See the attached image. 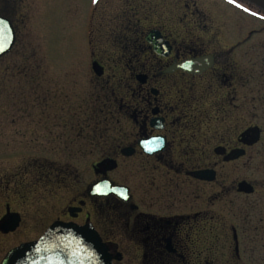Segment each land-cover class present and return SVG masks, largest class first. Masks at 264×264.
Listing matches in <instances>:
<instances>
[{
	"label": "flooded vegetation",
	"instance_id": "flooded-vegetation-1",
	"mask_svg": "<svg viewBox=\"0 0 264 264\" xmlns=\"http://www.w3.org/2000/svg\"><path fill=\"white\" fill-rule=\"evenodd\" d=\"M9 1L0 0V17L12 23L16 47L18 29L8 14ZM182 1L176 2L179 12L171 26L163 21L154 25L151 12L140 11L131 0H119L116 18L106 20L98 3L87 37L91 100L81 110H91L92 123L71 112L68 86V132L78 133L75 141L89 143L77 156L93 160L89 172L68 170L63 179L68 203L55 211L54 219L53 209L31 218L9 203L2 205L0 264L12 250L39 240L56 222L92 226L109 247L113 264H218V259L225 264H264V219L253 226L246 213L242 227L232 224L231 237H224L234 251L219 253L215 211L222 166L241 165L246 175L250 151L264 145V118L247 123L250 106L264 112V90L252 87L259 81L249 76L248 60L249 41L262 36L264 28L249 31L247 20L238 18L244 13L263 23L258 16L264 13L243 0L258 16L227 0H208L218 11L206 15L195 3L189 14L194 27H189L184 19L190 6ZM216 14L222 28L208 21ZM96 29L103 33L99 40ZM103 41L118 51L114 66L98 57ZM202 59L208 65L202 71L180 68ZM100 184V192L93 191ZM107 186L118 192L109 193ZM257 193L245 179L224 190L229 205L234 196L242 209ZM15 216L20 218L18 227L5 230Z\"/></svg>",
	"mask_w": 264,
	"mask_h": 264
},
{
	"label": "rangeland",
	"instance_id": "rangeland-1",
	"mask_svg": "<svg viewBox=\"0 0 264 264\" xmlns=\"http://www.w3.org/2000/svg\"><path fill=\"white\" fill-rule=\"evenodd\" d=\"M131 1V5L140 11L151 12L154 25L158 21L169 26L175 24L176 13L179 12L177 0ZM182 2L190 6L189 10H185L184 19V25L189 27H194V19L189 14L195 11V3L206 15L209 10L218 11L210 8L208 0ZM9 3L8 14L17 26L18 43L11 54L0 60V210L3 204L9 203L13 210L33 218L51 213L50 209L59 213L67 205L63 179L68 170L79 175L89 172L93 160L77 157L89 148V143L75 141L78 133L68 132V86H71L73 95L71 112L79 119H90L88 121L92 123L94 115H91V110L81 113L91 100L92 56L87 40L93 29L90 23L94 24L97 19V15L94 19L92 16L98 3L103 6L102 15L106 20L116 18L119 0H97L95 3L93 0H10ZM226 7L231 10L229 5L226 4ZM241 14L238 18L247 20L249 31L264 28V22L259 23ZM208 21H214L212 26L217 29L223 27L218 14ZM96 33L99 40L103 33ZM261 33L262 36L254 35L249 41L248 60L249 76L259 81L252 87L262 92L264 32ZM106 38L104 33L103 40L106 41ZM105 41L98 57L114 66L118 51L112 46L109 48ZM247 115L248 125L258 124L261 117L264 118V112L253 111L251 106ZM250 152L246 175H242L241 165L221 168L223 176L217 185L215 205L216 248L219 253L234 251V244L226 242L224 237H231L232 224L242 227L246 213L250 225L257 226L258 219H264V145ZM241 179L247 180L258 192L248 198V204L243 209L234 196L229 205L230 197L224 194L225 189L229 192ZM54 212L50 219L55 218ZM245 245L248 249H258L250 247L253 244ZM225 262L217 260L218 264Z\"/></svg>",
	"mask_w": 264,
	"mask_h": 264
},
{
	"label": "water",
	"instance_id": "water-1",
	"mask_svg": "<svg viewBox=\"0 0 264 264\" xmlns=\"http://www.w3.org/2000/svg\"><path fill=\"white\" fill-rule=\"evenodd\" d=\"M251 6L264 12V0H243ZM16 44V33L12 23L0 17V60L8 56ZM205 60L187 62L180 68L189 72L197 68H207ZM213 179V178H212ZM211 179V180H212ZM100 184V189L102 188ZM246 192L251 193L250 186ZM109 193L118 192L117 188L104 187ZM97 191V186L93 188ZM4 226L9 231L18 227L20 218L15 216ZM2 264H113V257L109 247L103 243L99 234L92 226L79 227L74 224L62 222L54 223L37 241L26 243L12 250Z\"/></svg>",
	"mask_w": 264,
	"mask_h": 264
},
{
	"label": "snow or ice",
	"instance_id": "snow-or-ice-1",
	"mask_svg": "<svg viewBox=\"0 0 264 264\" xmlns=\"http://www.w3.org/2000/svg\"><path fill=\"white\" fill-rule=\"evenodd\" d=\"M93 2H97V0H93ZM227 2L231 5H233L235 8L240 9L241 11L245 12V13H249L250 15H254V16H258L257 13L252 12L249 8L245 7L244 4L242 2H240V0H227ZM258 18L260 19H264V16H258ZM4 51V49L2 47H0V52ZM100 185H97V191L100 192ZM125 199H127V197H124Z\"/></svg>",
	"mask_w": 264,
	"mask_h": 264
}]
</instances>
